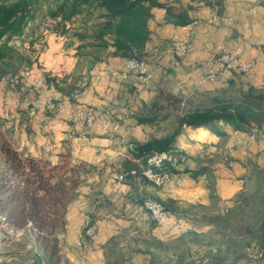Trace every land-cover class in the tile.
I'll list each match as a JSON object with an SVG mask.
<instances>
[{"label":"crops","instance_id":"0c3cea01","mask_svg":"<svg viewBox=\"0 0 264 264\" xmlns=\"http://www.w3.org/2000/svg\"><path fill=\"white\" fill-rule=\"evenodd\" d=\"M160 1L188 9L193 21L186 26H175L166 22L164 7L153 9L154 16L150 21L151 39L147 47L152 49L149 53L152 55L151 62L156 63L157 68L149 89L134 92L136 91L134 82L138 77L128 72V60L116 56L111 46L93 48L89 43L91 47L79 52L77 48L83 47L84 43L76 40L67 42L64 38L52 37L47 40L39 57L34 60L42 76L45 72L51 75L49 85L41 93L44 96L57 97L59 112L44 123L41 142H34L32 145L34 152L26 148L25 150L56 161L67 151L70 158L82 164L81 168H84L85 172L79 193L68 205L66 231L60 235L63 237L64 251L70 264H175L178 259L190 261L184 254L181 256L163 254L158 248L160 241L169 242V239L178 235L179 228L175 215L169 214L167 222L158 225L145 218L143 202L126 198L128 189L125 182L122 192L114 190L117 176L124 172L123 163L127 159L134 160L131 151L135 143L146 142L153 136L161 137L164 133L162 128L156 131V125L139 123L138 117L146 114V110L157 95L156 87L162 86V78L174 77L184 80L190 74L197 77L193 69L194 62L214 59L221 48L237 45L236 48L240 50L243 60L255 59L257 65L251 84L255 87L263 86L264 0H222L221 14L219 11L221 20L217 22L218 24L208 21L213 14L211 2L201 4L195 0ZM189 35L194 36V40L191 50V41L187 40L190 43L187 56L176 67L165 69V64L169 61V55L166 53L168 42L187 39ZM147 50L146 48L145 52ZM168 66L169 63L166 67ZM133 75V81L122 80ZM228 75L231 74L220 76ZM151 77L152 73L148 83ZM79 78H84L88 86V93L85 96L73 95L78 83L82 82L78 80ZM230 79L220 78L213 85L221 84V87H225L232 81V78ZM170 91L176 93L175 90ZM69 108L96 110L100 117L95 124L102 122L99 130L87 132L89 127L85 124L70 122L65 110ZM145 108L147 109L144 110ZM108 110L119 120L110 115ZM108 116L118 120L120 128L114 129L109 125L104 119ZM184 131L192 141L198 140V145L202 141L211 143L223 138L205 127L195 129L185 127L177 137L178 146ZM227 131L228 134L224 138L232 136L229 137L232 139L243 134V131H234L230 128H227ZM206 132L209 133L208 140L201 138L202 133ZM261 143L262 141L260 145L258 143L254 147L249 146L248 153L258 154L259 149L264 147ZM198 170H204L197 176L199 185L202 182L201 175L211 177L215 168L214 165L202 163ZM178 176L180 173L177 172L173 180L170 181L171 177L162 187L155 186L154 182L145 177H134L129 188L138 197H152L165 202L171 212L176 214L180 209L178 205L182 203L181 191H184L179 185ZM87 215L96 225L97 239L80 247L77 238L78 234L80 238L84 229L82 224ZM240 263L249 264L246 261Z\"/></svg>","mask_w":264,"mask_h":264},{"label":"trees","instance_id":"16d2710c","mask_svg":"<svg viewBox=\"0 0 264 264\" xmlns=\"http://www.w3.org/2000/svg\"><path fill=\"white\" fill-rule=\"evenodd\" d=\"M218 3L222 5V0H218ZM155 7H164L166 22L175 26H186L193 21L188 9L167 5L160 0H0V64L14 58L16 50L11 45L12 41L24 37L32 22L38 18L52 20L55 23L54 30L64 32L78 16H82L85 23L91 18L97 19L92 25L91 46L101 49L111 46L116 56L142 60L151 39L150 21ZM221 10L222 6L220 14ZM76 35L86 37L79 32ZM3 74L0 65V78ZM231 74L247 76L245 73ZM44 76L49 85L51 75L45 72ZM79 88L86 87L77 85L73 94ZM237 93V96L215 93L211 97L187 101L185 104L180 95L161 89L146 114L138 117V122L156 125V131L162 128L164 133L161 137L153 136L146 142L135 143L131 151L134 160L127 159L123 163L122 170L127 172L124 180L128 189L126 198L143 202L144 206L147 197H138L131 192V179L143 177L148 157L154 151H166L172 156L184 154L178 150L176 141L185 127H205L224 137L228 134L227 128L251 132L253 125L264 124V83L262 87L249 85L245 89L240 88ZM6 122L0 116V126L3 127ZM4 136V131L0 130L2 240H10L18 235L21 244H31L34 264H70L62 254L60 235L66 231L68 205L78 194L77 189L82 182V164H71L68 159L70 154H62L61 162L55 163L50 158L27 153L25 148L14 146ZM153 169L169 176L178 172L170 162H165L162 169ZM133 170L135 173H131ZM203 171L197 170L194 175L198 176ZM161 202L169 210V206ZM239 233L253 239L247 246L253 252V257L255 252L264 253V218L255 227L240 226ZM211 257L209 261L205 255H199L198 260L178 259L175 264H201L199 259L202 264H241L242 261H248L241 256L229 259L227 254L220 252H214ZM249 260L251 264H258L256 258Z\"/></svg>","mask_w":264,"mask_h":264},{"label":"rangeland","instance_id":"374dc122","mask_svg":"<svg viewBox=\"0 0 264 264\" xmlns=\"http://www.w3.org/2000/svg\"><path fill=\"white\" fill-rule=\"evenodd\" d=\"M195 2L208 4L206 0H195ZM82 18V16H78L74 22L69 23V29L64 32L61 30L55 31V23L52 20L38 18L32 22L24 37L12 41L11 45L16 50L14 58L0 64L4 72L0 78V116L7 121L3 127L0 126V130L4 131V137L11 141L14 146L23 147L30 150V152H34L32 145L34 142H41L40 137L43 135L44 123L59 112V110H55L48 113L45 120L31 119L29 116V101L36 98H45L46 96L42 95L41 92L48 86V84L43 88L38 86V80L45 76H42L43 74H41L40 68L34 60L39 57L47 40L52 37L64 38L67 42L76 40L84 43L83 47L77 48L79 52L91 47L89 43L93 41L92 25L97 19L91 18L85 23ZM76 32L85 34L86 37L80 38L76 35ZM193 38L194 36L189 35L187 39H175L168 42L166 53L169 55V66L166 67L168 63L165 64V69L174 68L181 63L192 48ZM177 40H190L191 47L184 56L172 62V53L168 52V49ZM147 49L141 58H144L152 70V77L145 88L134 91L135 93L151 88L155 68H157L156 63L151 62L150 56L152 55L149 53L152 49L150 47H147ZM33 61L34 63L31 64ZM198 67L197 60L193 65L197 77L190 74L184 80L174 77L162 78V86L156 87V94L161 89L175 90V94L184 98V103L187 104V101L205 99L215 93L220 96H237V90L252 85L251 82L254 79V77L249 78L244 74H231L228 76H220L221 74H219L216 75L218 77H210ZM229 76H231L232 81L225 87H221V84L213 85L220 78L231 80ZM128 79L133 81L134 75L122 80ZM78 80H82L88 93L85 79L79 78ZM235 80L236 82H234ZM109 113L118 119L111 111ZM208 135V132L202 133L201 138L208 140ZM182 136V139L178 141L180 146L178 150L184 152L185 159L176 168L180 173V176L177 177L179 185L184 190L181 191L182 198L180 199L182 203L178 205L180 209L176 214H173L169 209L170 214L176 217L179 232L177 236L169 239V242L159 240L161 242L158 247L159 251L163 254L170 253L178 256L184 254L191 260H198L199 255H205L208 261L212 258L214 252H220L221 254H227L229 259L237 256L245 257L244 259H248L246 262L251 264L249 258L255 259L257 253L255 252L253 257V252L248 250L247 246L253 239L247 235H241L239 227L242 225L255 227L264 218V147L259 149L258 154L248 153L249 146L254 147L258 143L260 145L261 141L263 143L261 144L264 145V137L253 135L249 131H243L242 135L232 139H229L232 136H228L218 138L211 143L202 141L198 145V140L192 141L185 131ZM25 151L30 153L27 150ZM65 154L67 156L68 152L66 151ZM62 159L60 157L57 161L55 159L51 160L60 163ZM68 159L71 164H79L77 160L70 157ZM230 162H232L231 165L228 164ZM202 163L214 165L215 171L211 177L201 175L200 180L202 182L198 185L199 180L194 173ZM81 170L83 176L85 173L84 168H81ZM176 174H173L170 181L173 180ZM166 183L158 185V187H162ZM79 187L81 186L79 185ZM79 187L77 189L78 193ZM206 189L207 191H201ZM120 192H122V189ZM164 223L156 224L162 225ZM2 238L3 235L0 234V264H34L31 244L25 246L21 244L18 235H14L10 240H2ZM60 239L62 254L66 257L63 237H60ZM195 252L197 255H194ZM256 259L261 260L258 257ZM199 263H202L200 259ZM43 264L48 263L43 262Z\"/></svg>","mask_w":264,"mask_h":264},{"label":"bare ground","instance_id":"6f19581e","mask_svg":"<svg viewBox=\"0 0 264 264\" xmlns=\"http://www.w3.org/2000/svg\"><path fill=\"white\" fill-rule=\"evenodd\" d=\"M211 2V7L213 10V14L211 18V23H217L219 21V11L220 4L218 0H209ZM207 2V1H206ZM170 45V44H169ZM190 43L187 40L174 41L168 52L172 53L171 60L175 62L177 58L184 56ZM229 48H221L218 51L214 59L210 61H199L198 65L200 69L204 70L205 73L210 76L216 75H227L233 72L237 73H245L248 77L252 78L255 75V68L257 65V61L253 59V66H244L243 68H238V65H244L245 60L242 58V54L239 49L235 48L233 51L232 62H224L222 66L216 65L221 61L222 56H225ZM177 63V62H176ZM128 72L135 74L138 77V80L134 82V88L136 91H140L147 86L148 78L151 76V69L147 62L142 59H128L127 61ZM47 83L45 77H42L41 80H38L39 87H46ZM78 85L83 86L81 82ZM87 93V88H83L77 90L73 95L81 96ZM52 97V102L49 104V107L44 108V102H38L39 99H32L29 101V115L30 118L38 117L41 120H44L49 112H54L59 107V103L57 101V97L54 95H50ZM78 117L80 121H72L74 124H85L87 127H91V124H95L96 120L100 117L99 113L96 110L85 108L78 110ZM105 121L111 125L114 129L120 128V123L118 120L112 117H105ZM251 132L253 135H261L264 137V124L262 125H253L251 127ZM162 154L160 157L158 155ZM185 159V154H177L170 155L169 152L166 151H154L148 157V165L142 172V176L146 179L156 183L157 185L164 184L167 180H169L173 176H169L167 173L158 172V178H153L155 175V170L153 167L162 169L165 162H170L173 166L177 168L179 163ZM131 173H135V170L131 171ZM127 172H122L117 176V179L114 184V190L116 192H120L122 189V185L124 184L125 177ZM115 192V193H116ZM170 211L166 209L165 205L152 197H147L144 201V216L146 219L151 220V222L156 223H164L166 222V217H169ZM97 228L96 225L92 222L91 217L89 215L86 216L84 229L81 232L78 245L80 247L83 246L86 242L95 241L97 239L96 236ZM257 257L261 260L264 259V253H258Z\"/></svg>","mask_w":264,"mask_h":264},{"label":"built area","instance_id":"2783aa9c","mask_svg":"<svg viewBox=\"0 0 264 264\" xmlns=\"http://www.w3.org/2000/svg\"><path fill=\"white\" fill-rule=\"evenodd\" d=\"M211 18H213V17L209 18V20H208L209 22H210ZM236 47H237V45L230 46L229 50L226 53V55L222 56L220 63L216 64V65L222 66V64L224 62H232L233 51H234V49ZM253 64H254L253 59H249V60L245 59L244 65H238V68H243L244 69V66H253ZM38 102H44V108L45 107H49V104H51V102H52V97H50V95H47L43 99L40 98ZM28 106H29V103H28ZM65 110H66L67 119L70 122H72V121H80L81 117H78V109L69 108V109H65ZM101 123H99V124H91V127L88 129L87 132H93L94 130H99V126L101 125ZM161 155L162 154L158 155V157H160ZM170 155H172V153H170ZM228 164L231 165L232 162H230ZM152 177L153 178H158V170L155 171V175L152 176ZM167 219H168V217H166V221H167ZM82 225H85V221H84V223ZM77 242H80L79 241V234H78ZM258 262H259L258 264H264V259L263 260H258Z\"/></svg>","mask_w":264,"mask_h":264}]
</instances>
